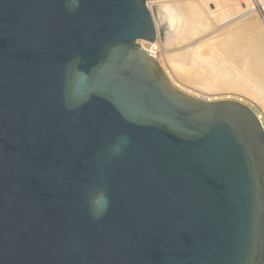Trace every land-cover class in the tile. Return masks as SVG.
Masks as SVG:
<instances>
[{
  "label": "water",
  "instance_id": "1",
  "mask_svg": "<svg viewBox=\"0 0 264 264\" xmlns=\"http://www.w3.org/2000/svg\"><path fill=\"white\" fill-rule=\"evenodd\" d=\"M171 0H0V264H264V128L174 88L138 41Z\"/></svg>",
  "mask_w": 264,
  "mask_h": 264
},
{
  "label": "bare ground",
  "instance_id": "2",
  "mask_svg": "<svg viewBox=\"0 0 264 264\" xmlns=\"http://www.w3.org/2000/svg\"><path fill=\"white\" fill-rule=\"evenodd\" d=\"M171 2L174 5L175 9L177 10L181 21L184 19L186 14H189L193 11H197V12L201 11V13H200L201 15H203V13H205L207 15H210V18H212V15L215 13V11L217 9L218 11L220 10L219 14L221 13V15L223 16V18H221L222 19L221 21L223 22V21H226L227 18L230 19V18L234 17V14H232L233 9H235L236 11L242 12V10L245 11V8H246V7H244V6H246L245 5L246 2L245 3L243 2L244 6H239V4L234 3L233 0H171ZM210 4L214 5L213 10L209 9L208 6ZM214 7H215V9H214ZM216 7H219V8H216ZM247 8H248V6H247ZM202 11H203V13H202ZM197 12H193V16H194V13H196V15H200L199 13L197 14ZM227 12H229V13L225 14ZM194 18H193V20H192V18L190 20L194 21ZM196 18L198 19V16H196ZM199 18H201V17H199ZM185 19H187V17ZM236 19H238V18L236 17ZM230 20H232V19H230ZM183 21L185 22L186 20H183ZM190 22H187V23L185 22L184 26H180L183 24V22H181L182 24L180 23L179 26L176 28L174 39L169 41V42H166L164 44H158V43H153V42L148 43V42H144V41H138L137 44L138 45L139 44H141V45L146 44L145 47H144V45H142V47L146 49L148 54H150L152 57H154L157 60L159 59V57H162L159 59L161 61V59H163L164 57H169V56H167V54L170 52L166 50V47L168 45L171 46V45L180 43L177 41L178 36L181 34L180 31H182L185 28V26H187L186 24L189 23L191 25L192 23H190ZM198 22H199V20L195 21V24L194 23L193 24L197 27V25L200 23V22L199 23ZM196 23H197V25H196ZM242 23H244V22H242ZM245 23H244V25L240 24V27L242 29H239L240 27L236 28L237 30L238 29L242 30V31H240L241 34H238L237 36L235 34L238 32H236L234 34L236 38L234 36H233L234 37L233 38L231 35H229V36H231L229 39L224 40V41L222 40L223 42H220L219 44H216V45L210 44L211 46L202 45L203 47L200 46L201 48L197 46V49H195L196 48L195 47L194 49L196 50L195 51L196 54L192 51V49H190L191 51L188 50L190 52V54H188V53H186V55H182V54L178 55L177 54L178 55L177 57L175 54L174 56L176 58H174V56L169 57L168 59L173 58V59H175V61H180V62H184L181 60H183L185 58L184 60L188 63V64H186V66L187 65L189 66V61H190L191 67L188 70V72L184 75L183 78H179V76L174 75L170 71V69L167 68V66L165 67L164 65L167 63L164 62V65H163L162 61H161V63H160V61H158L161 65L160 68L164 69V72H165L166 76L168 77V79L170 80L172 86L176 89H179V91H181V92H185L187 95L188 94L194 95L196 92H198V93H200V95H199L200 100H204V101H210V99H213L214 101L215 100L216 101H220V100L228 101L226 99H230V98L234 99L238 96L237 91L238 92H244L248 95H252V97L255 100H257L258 103L264 109V27H262L263 25L259 26L258 24L255 25L254 23H252V24L247 23V22H245ZM190 25H188V27H186V29H184V30H187V28L189 29ZM194 25H193V27H191L192 29L194 28ZM179 27H181L182 30H179ZM200 27L201 26H199V28ZM191 28H190V30H191V32H193ZM232 31H234V30H232ZM232 31H230V32H232ZM187 32H188V30H187ZM234 32H232L231 34H233ZM188 35L192 36L191 33H189ZM186 36L187 35H185V37ZM187 38H189V37H187ZM198 42H199V40H198ZM215 42H216V40H215ZM139 47H140V45H139ZM143 48L140 47L141 50ZM254 53L256 55H254ZM186 58H188L189 61H187L188 59L186 60ZM166 61L170 62V60L168 61L167 59H166ZM189 81L192 82L193 85L197 89L198 88L199 89L194 90L195 88L192 89L189 86H186L185 83H187ZM200 85L202 87L205 86V88L207 90H210V89H208L206 86H208V87L211 86L210 88H212V89L209 91V93H215L214 95H217V96H214L211 98L209 94H206V92H205L206 90L203 89L204 87L202 88V87H200ZM239 95H241V94H239ZM197 99H199V98H197ZM223 99H225V100H223ZM256 118L259 120L258 121L259 123L264 124V114L263 113L258 114V116Z\"/></svg>",
  "mask_w": 264,
  "mask_h": 264
},
{
  "label": "rangeland",
  "instance_id": "3",
  "mask_svg": "<svg viewBox=\"0 0 264 264\" xmlns=\"http://www.w3.org/2000/svg\"><path fill=\"white\" fill-rule=\"evenodd\" d=\"M256 2H259V0H255ZM233 2L234 3H237V4H239V6H244L243 5V2L245 3V5L246 6H244V7H246L245 8V11L244 10H242V12L241 11H236L235 9H233L232 10V14H234V17H232V18H230V19H232V20H230L229 18H227V20L226 21H221L222 19L221 18H223V16L221 15V13L219 14V11L216 9V11H215V13L212 15V18H210V15H207V14H205V13H203V11H202V13H203V15H201L200 13H201V11L200 12H197V11H193V12H197V14L199 13L200 15H196V13H194V16H193V12H191V13H189V14H186L185 15V17H184V19L183 20H186L185 22L187 23V22H190L191 20V18H192V20H193V18L195 17L196 18V16H198V19L196 18H194V21H191L190 23H192L191 25L188 23V24H186L187 26H185V28L184 29H186V27H188V25H190V28L191 27H193V25L195 24V21H198L199 20V22L201 23H199L198 25L199 26H201L200 28H199V26L197 25V23H196V25H197V27L194 25V28L192 29V31L193 32H191V30H190V28L188 29L187 28V30H188V32L189 33H191V35L192 36H190V35H188L189 33L187 32V30H182V28L181 27H179V30H182V31H180L181 32V36L179 37L178 36V39H177V41L178 42H180L179 44H174V45H168L167 47H166V50L167 51H169L170 53H168L167 54V56H169V57H173L175 54H176V57L180 54H182V55H186V53H188V54H190V52L189 51H191L190 49H192V51L196 54V50L195 49H197V46L198 47H203L202 45H204V46H211V45H216V44H219L220 42H223L224 40H227V39H229L231 36L233 37H235V35L237 36L238 34H241V32L240 31H242V30H239V29H242L241 27H240V24L242 25H244V23L245 22H247V23H250V24H252V23H254L255 25L256 24H258L259 26H262V27H264V23L262 22V20L260 19V17H259V15H258V13H257V5L255 4V2H254V0H233ZM240 2V3H239ZM213 6L214 5H212V4H210L208 7H209V9L210 10H213ZM247 6H248V8H247ZM216 8H219V7H216ZM214 9H215V7H214ZM218 11V12H217ZM229 12H227V13H225V14H228ZM231 14V13H230ZM191 15V16H190ZM193 16V17H192ZM203 16V17H202ZM187 17V19H185ZM199 17H201V18H199ZM236 17L238 18V19H236ZM202 19V20H201ZM181 21L180 20V23L181 22H183V24L182 25H180V26H184L185 25V22L184 21ZM230 20V21H229ZM234 20V21H233ZM204 22V23H203ZM242 22H244V23H242ZM179 23V24H180ZM194 23V24H193ZM221 24V25H220ZM246 24V23H245ZM225 25V26H224ZM220 27V28H219ZM223 27V28H222ZM238 27H240L238 30L236 29V28H238ZM181 28V29H180ZM197 28V29H196ZM211 28V29H210ZM216 30V31H215ZM219 30V31H218ZM232 31V30H234V31H232V32H234L233 34H231L232 32H230V31ZM187 33H186V32ZM196 32V33H195ZM236 32H238V33H236ZM184 35H183V34ZM236 33V34H235ZM235 34V35H234ZM185 35H187L186 37H185ZM218 35V36H217ZM229 35H231V36H229ZM195 36V37H194ZM187 37H189V38H187ZM192 37V38H191ZM233 37V38H234ZM204 38V39H203ZM209 38V39H208ZM236 38V37H235ZM207 39V40H206ZM198 40H199V42H198ZM215 40H216V42H215ZM223 40V41H222ZM197 41V42H196ZM201 41V42H200ZM186 42V43H185ZM193 42V43H192ZM211 42V43H210ZM206 44V45H205ZM208 44V45H207ZM211 44V45H210ZM140 45V47L141 48H143L142 47V45H144V44H139ZM146 45V44H145ZM145 45H144V47H145ZM193 46V47H192ZM183 47V48H182ZM196 47V48H195ZM200 47V48H201ZM179 48V49H178ZM195 48V49H194ZM199 49V48H198ZM142 50H144V52H146L147 54H148V52L146 51V49L145 48H143ZM189 50V51H188ZM188 51V52H187ZM198 51V50H197ZM192 53V52H191ZM256 53V52H255ZM254 53V55H256ZM178 54V55H177ZM151 58H153V59H155L154 57H152L150 54H148ZM166 56V55H165ZM199 56V55H198ZM169 57H164L163 59H161V61H162V64L164 65V62L165 63H167V64H165L164 66L166 67L167 66V68H169L170 69V71L174 74V75H176V76H179V78H183L184 77V75L188 72V70L190 69V67H191V63H190V61H189V59L188 58H186V60L187 61H189V66L187 65L186 66V64H188L184 59L183 60H181V61H184V62H180V61H175V59H168ZM175 56H174V58H176ZM160 58H162V57H159V59ZM157 60V59H155L156 61H157V63L159 64V66L161 67V65H160V63H161V61L160 60ZM165 59V60H164ZM166 59L169 61L170 60V62H167L166 61ZM173 62H172V61ZM177 60V59H176ZM158 61H160V63L158 62ZM166 68V69H167ZM162 69V68H161ZM163 70V72H164V69H162ZM168 71V70H167ZM164 74H165V72H164ZM166 75V74H165ZM167 77V76H166ZM168 78V77H167ZM169 80V79H168ZM170 81V80H169ZM171 83V82H170ZM186 84V86H189L190 88H192V89H194V90H198L194 85H193V83L192 82H187V83H185ZM199 86V85H198ZM200 87H202L201 85H200ZM204 87V88H203ZM202 88L203 89H205L206 91V94H209L210 95V97L212 98V97H214V96H217V95H214L215 93H209V91L212 89V88H210L211 86H206L208 89H210V90H207L206 88H205V86H203ZM179 90V89H178ZM208 92V93H207ZM183 93H185V92H183ZM195 93V92H194ZM235 93V92H234ZM186 94V93H185ZM237 94H238V96L236 97V98H230V99H226V100H228V101H235V102H237V103H240V104H242V105H244V106H246V107H248V108H250V109H252L254 112H255V114H256V117L258 116V114H260V113H263L264 114V109H263V107L258 103V101L257 100H255L253 97H252V95H248V94H246V93H244V92H238L237 91ZM239 94H241V95H239ZM189 96H192V97H195V98H199L200 99V93H198V92H196L194 95H190V94H188ZM243 95V96H242ZM239 98V99H238ZM242 101H241V100ZM213 99H210V101H212ZM223 100H225V99H223ZM238 100V101H237ZM240 100V101H239ZM214 101V100H213ZM216 101V100H215ZM220 101H222V100H220ZM244 101V102H243ZM242 102V103H241ZM258 120V119H257ZM259 121V120H258ZM260 124H262V123H260ZM263 125V124H262Z\"/></svg>",
  "mask_w": 264,
  "mask_h": 264
},
{
  "label": "built area",
  "instance_id": "4",
  "mask_svg": "<svg viewBox=\"0 0 264 264\" xmlns=\"http://www.w3.org/2000/svg\"><path fill=\"white\" fill-rule=\"evenodd\" d=\"M254 2L257 5V13L262 22L264 23V0H259V2H256L254 0ZM262 127L264 128V124L262 125Z\"/></svg>",
  "mask_w": 264,
  "mask_h": 264
}]
</instances>
